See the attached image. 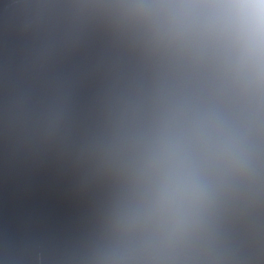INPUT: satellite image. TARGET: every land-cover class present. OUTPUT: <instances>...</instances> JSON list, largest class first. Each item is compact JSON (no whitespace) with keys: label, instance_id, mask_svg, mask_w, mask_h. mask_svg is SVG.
Listing matches in <instances>:
<instances>
[{"label":"water","instance_id":"95a60500","mask_svg":"<svg viewBox=\"0 0 264 264\" xmlns=\"http://www.w3.org/2000/svg\"><path fill=\"white\" fill-rule=\"evenodd\" d=\"M215 0H0V264H264V57Z\"/></svg>","mask_w":264,"mask_h":264},{"label":"clouds","instance_id":"9594fccd","mask_svg":"<svg viewBox=\"0 0 264 264\" xmlns=\"http://www.w3.org/2000/svg\"><path fill=\"white\" fill-rule=\"evenodd\" d=\"M211 7L242 55L264 57V0H215Z\"/></svg>","mask_w":264,"mask_h":264}]
</instances>
